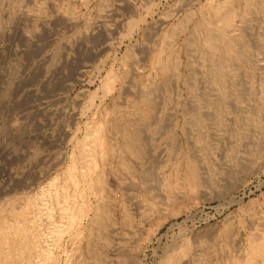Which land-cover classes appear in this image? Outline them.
<instances>
[{
    "label": "rangeland",
    "instance_id": "obj_1",
    "mask_svg": "<svg viewBox=\"0 0 264 264\" xmlns=\"http://www.w3.org/2000/svg\"><path fill=\"white\" fill-rule=\"evenodd\" d=\"M263 254L264 0H0V264Z\"/></svg>",
    "mask_w": 264,
    "mask_h": 264
},
{
    "label": "bare ground",
    "instance_id": "obj_2",
    "mask_svg": "<svg viewBox=\"0 0 264 264\" xmlns=\"http://www.w3.org/2000/svg\"><path fill=\"white\" fill-rule=\"evenodd\" d=\"M250 1V0H249ZM247 3V2H246ZM229 16V15H228ZM226 21H227V19H226ZM207 40V39H206ZM209 43V42H208ZM230 48V47H229ZM158 105V104H157ZM150 108V107H149ZM193 152V151H192ZM236 171V170H235ZM255 237V236H254ZM257 237V236H256ZM256 239V238H255ZM262 239V238H261ZM257 240V239H256ZM259 240V239H258ZM46 244V243H45ZM251 245V244H250ZM254 249H255V251H258V250H260V246L259 245H257V246H255L254 247ZM259 253V252H258ZM49 254V253H48ZM261 254V253H260ZM261 256V255H260ZM242 257H240V259L239 260H242L241 259ZM263 259H264V254H263V257H262ZM241 263H243V262H241Z\"/></svg>",
    "mask_w": 264,
    "mask_h": 264
}]
</instances>
